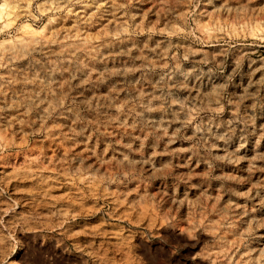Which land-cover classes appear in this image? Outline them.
<instances>
[{
  "label": "clouds",
  "instance_id": "1",
  "mask_svg": "<svg viewBox=\"0 0 264 264\" xmlns=\"http://www.w3.org/2000/svg\"><path fill=\"white\" fill-rule=\"evenodd\" d=\"M0 264H264V0H0Z\"/></svg>",
  "mask_w": 264,
  "mask_h": 264
}]
</instances>
